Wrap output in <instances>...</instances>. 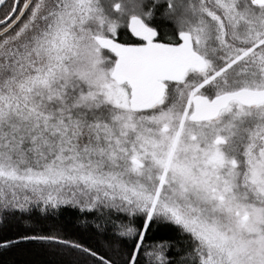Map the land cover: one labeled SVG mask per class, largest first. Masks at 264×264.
<instances>
[{"label":"snow or ice","instance_id":"1","mask_svg":"<svg viewBox=\"0 0 264 264\" xmlns=\"http://www.w3.org/2000/svg\"><path fill=\"white\" fill-rule=\"evenodd\" d=\"M66 213L0 252L264 264V0H0V225Z\"/></svg>","mask_w":264,"mask_h":264},{"label":"trees","instance_id":"2","mask_svg":"<svg viewBox=\"0 0 264 264\" xmlns=\"http://www.w3.org/2000/svg\"><path fill=\"white\" fill-rule=\"evenodd\" d=\"M82 217L71 213H66L57 220H44L42 218H32L26 221H10L6 225H0V239L5 236L15 237L19 232L46 233L53 230H61L65 234L75 235L88 239L90 233L85 230L81 223ZM51 249L40 242H26L22 249L9 253L0 252V264H44L45 261L52 259L49 255Z\"/></svg>","mask_w":264,"mask_h":264}]
</instances>
